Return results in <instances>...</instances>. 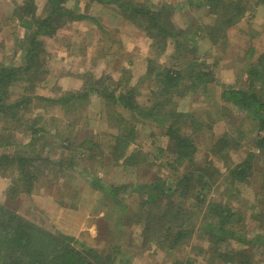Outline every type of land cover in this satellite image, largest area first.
Masks as SVG:
<instances>
[{"label": "rangeland", "instance_id": "obj_1", "mask_svg": "<svg viewBox=\"0 0 264 264\" xmlns=\"http://www.w3.org/2000/svg\"><path fill=\"white\" fill-rule=\"evenodd\" d=\"M25 1L0 0L2 64L19 66L23 61L21 47L25 42V31L15 21L13 14ZM35 1L38 14L43 15L48 8V0ZM126 1L132 4L144 2L153 8L162 2L168 4L172 9L173 22L184 33L198 24L212 26L218 20L209 7L191 6L190 0ZM242 1L248 3L244 7L245 14L235 26L226 30L224 38L223 35L219 36L218 41L213 42V37L210 40L200 36L196 39L197 43L189 41L188 47L191 54L190 48L197 45L194 52V57L199 60L197 63L204 61L214 70L219 84L232 85L236 89L247 85L243 79V69L264 53V6L259 4L252 9L250 7L254 0ZM199 2L197 0L195 3ZM74 3L72 0L68 6L73 7ZM89 6L85 11L82 8V11L92 16V20L68 23L55 37L43 38V70L47 72V81L36 89V96L47 100L59 99L70 92L80 91L86 81L82 76L87 72L97 78L111 77L117 80L123 71L124 79L131 77L132 86L140 85L137 93L143 102L157 86L156 72H148L150 60L156 62L152 65L155 70L165 66L175 68L179 63L189 62L187 57L183 62L178 59L165 62L161 59V50H153L142 38L141 29L137 31L136 25L128 21L114 4L93 2ZM187 84H180L176 89V96L180 97L168 103L169 110L174 113L172 122L183 120L185 125L181 126L184 133L195 140L198 148L194 161L203 169L199 173L209 171L206 174L211 176L210 182H217V186L213 184L209 189V198L221 196L224 202L231 201L250 223V227H247L248 239L262 240L253 244L247 254L251 264H264V152L255 150L257 124L251 115L225 104L222 96L224 88L219 84H213L207 91L201 88L197 93H192L194 90L189 89ZM11 88L14 99L22 95L20 85H12ZM258 91H262L261 87ZM33 100L21 124L10 118L8 113L0 112V155L32 159L29 167L35 179L33 183L37 182L29 194L26 188L18 187V171L9 170L7 174L0 172V203L51 232L63 233L96 250L104 257L106 264H173L187 259L195 264H225L212 256L209 244L200 236L184 240V243H188L173 252L159 245L158 240L151 237L144 239L146 221L137 224L140 215L135 213L134 217L132 211L130 215L120 212L107 199L104 190L91 183L99 178L107 192L111 184L125 185L130 193L121 194L119 199L125 198L134 211L140 208L141 203V197L136 194L131 196L135 186L152 184L156 178L167 182V187L176 186L184 167L179 169L180 164L177 163L174 171L167 164L175 157L168 153L158 157L155 153L160 148L172 146L157 125L149 124L147 129L138 126V142L131 145L129 152L141 149L149 156L146 155L145 162L125 167L120 165L122 160L119 164L112 162V153L107 148L117 134V128L115 122L108 120L111 106L101 97L92 94L86 104H49L47 101ZM179 114H184V117L177 119ZM19 117L15 116L16 119ZM169 123L170 119L166 124ZM90 137L96 138L82 146L85 139ZM218 137L228 138V147L236 144V149L231 152L235 164L241 163L249 153L255 154L253 163L256 173L249 183L233 186L219 177L226 172L227 159L215 156L210 150ZM99 142L105 147L107 145V149H90L91 145ZM152 163L156 165L152 167ZM187 163L188 160L183 165L187 166ZM207 167L218 169V172L213 174L209 168L204 169ZM185 183L188 196H182L184 201L177 197L173 203L180 211H186V217L187 210L192 207L193 190L197 185L195 181ZM19 190L12 199L7 197V193L13 194ZM180 200L181 203L178 202ZM239 245L234 242L233 246Z\"/></svg>", "mask_w": 264, "mask_h": 264}, {"label": "trees", "instance_id": "obj_2", "mask_svg": "<svg viewBox=\"0 0 264 264\" xmlns=\"http://www.w3.org/2000/svg\"><path fill=\"white\" fill-rule=\"evenodd\" d=\"M70 1L72 0H48V8L43 15L38 14L35 0H26L15 10L13 14L15 21L25 31V42L23 48L21 47L23 61L19 66L0 63V112L8 113L10 118L21 124L28 111L27 107L34 102L33 99L47 101L49 104L68 102L86 104L90 96L96 94L111 106L108 120L115 122L117 128V134L106 147L110 148L112 162L119 164L122 160L120 165L125 167L145 162L149 156V153L146 154L141 149L129 152L131 145L138 142V126L147 129L149 124L157 125L161 133L169 138L172 146L168 149L160 148L155 153L158 157L164 153L175 157L167 164L174 171L177 163L180 164L179 169L184 167L176 186L167 187V182L162 178H156L152 184L135 186L131 196L136 194L137 197H141V203L140 208L134 211L125 198L119 199L121 194L128 192V187L125 185L111 184L108 192L105 191L99 178L92 180V185L104 190L107 199L112 201L111 203L118 207L120 212L130 215L132 211L134 217L135 213L140 215L137 224L146 221L144 239L151 237L153 240H158L157 243L169 252L177 251L180 246L188 243H184V240H192L194 236H200L209 244L210 253L215 259L218 258V261L225 264H251L247 250L262 240L248 239L250 223L231 201L224 202V197L221 196L209 198V189L213 184L217 186V182L216 180L210 182L211 176L206 174L209 171H205V174L199 173L203 169H200L199 164L194 161L198 152L195 140L184 133L181 126V124L185 125L183 120L172 122L174 113L168 108L169 102L172 103L180 97V95L176 96L178 92L176 89L182 83H188L189 89L194 90L192 93H197L201 88L207 91L213 84H219L210 65L204 61L197 63L199 60L194 57L197 45L190 46L192 55L188 53L189 41L197 43L196 39L200 36L202 39L210 40L213 37V42H217L219 36L223 35L224 38L226 30L242 19L245 14L244 7L248 3L242 0H200L199 3H195L197 0H190L191 6L209 7V11L216 14L218 20L212 26L198 24L191 31L184 33L177 29L171 18L172 9L164 2L153 8L151 4L144 2L132 4L126 0H73L75 3L70 7L68 6ZM93 2L104 5L114 4L128 21L136 25L137 31L141 29L142 38L153 50H161L159 55L165 62L176 59L183 62L184 57H187L189 62L179 63L175 68L165 66L155 70L152 65L156 62L150 60L148 72L150 74L156 72L157 86L143 102L137 93L140 85L132 86L131 77L124 79L123 71L117 80L109 76H107L109 78H97L87 72L82 76L86 81L80 91L70 92L59 99L47 100L36 96V89L44 86V81H47V72L43 70L42 55L45 53L43 38L55 37L57 32L68 23L92 20L93 17L83 12L82 8L85 11ZM252 3L251 7L249 6L252 9L259 4L264 6V0H254ZM243 71V79L247 81L246 87L236 89L232 85H219L224 88L222 96L225 104L252 116L259 132L255 139V150L264 152V53ZM12 85H20L22 89L20 97L13 98ZM259 87L262 91H258ZM16 115L20 117L16 119ZM182 117L184 114H179L177 119ZM169 119L170 123L166 124ZM92 138L96 137L85 139L82 146L90 144ZM229 141L228 138L218 137L213 149H210L215 156L227 159L226 172L221 173L219 177L233 186L247 184L256 173L253 163L255 154L249 153L241 163L235 164L231 159V152L237 146L231 142L232 147H228ZM106 147L99 142L91 145L90 149L104 150L107 149ZM187 160V166L183 165ZM32 161L22 156L14 158L10 155H0V172L7 174L9 170L18 171L21 179L16 181L18 187L26 188L30 194L34 183L37 182L33 183L35 179L31 176L32 171L29 166ZM155 165V163L151 164L152 167ZM192 168L195 172H192ZM209 170L213 174L218 172V169L213 167ZM185 181H195L197 185L193 190L192 207L187 210L186 217V211H180L173 203L177 197L183 199L182 196H188ZM19 192L20 190L13 194L7 193V197L12 199ZM140 192L142 194H139ZM178 202L181 203V200ZM119 232L123 233V230L119 229ZM234 242L240 245L234 247ZM0 264H106V262L96 250L82 245L78 240L63 233L51 232L0 203ZM173 264H195V262L187 259L178 260Z\"/></svg>", "mask_w": 264, "mask_h": 264}]
</instances>
